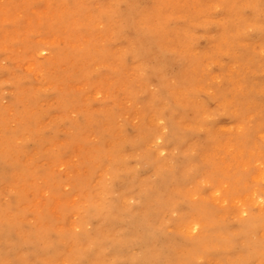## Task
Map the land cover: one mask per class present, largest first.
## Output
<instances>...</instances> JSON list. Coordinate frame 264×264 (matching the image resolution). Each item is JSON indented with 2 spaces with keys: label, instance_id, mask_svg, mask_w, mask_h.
Segmentation results:
<instances>
[{
  "label": "bare ground",
  "instance_id": "6f19581e",
  "mask_svg": "<svg viewBox=\"0 0 264 264\" xmlns=\"http://www.w3.org/2000/svg\"><path fill=\"white\" fill-rule=\"evenodd\" d=\"M25 1V6L31 3ZM56 1L59 8L68 3ZM89 1L73 3L71 16L64 19L66 41L73 40L75 26L78 34L87 36L86 41L74 37L73 47L64 44L61 48L28 43L27 54L20 57L40 65L37 54L50 50L48 64L60 69L51 71L49 77L56 99L63 107L74 106L72 109L78 112L74 118L67 110L60 114L59 121L65 126L61 147L53 143L59 133L58 125L51 133L43 134L44 141L49 139L53 146L49 154L52 165L40 169L39 175L59 199V211L65 219L69 209L58 189V184L64 183L54 169L63 154L67 159L79 146L83 163L76 171L70 168L66 183L84 195L86 206L76 222L81 232L61 227L64 224L50 215L47 206L34 214L30 209L25 213L23 205L31 201L26 188L36 175L25 168L24 140L31 138L36 142L41 138L38 121L42 109L41 96L15 80L11 102L6 106L0 104V264H196V253H205L207 264H254L255 257L264 253V244L250 241V234L258 229L256 219L235 226L218 223L204 194L197 202L190 200L191 183L202 174L209 179L218 174L216 160L207 159L205 167L200 164L207 147L211 143L216 146L220 137L211 119V101L198 99L194 90L200 62L203 57L212 56V52L200 51L189 28L169 19L173 11L170 0H92L94 6ZM211 1L223 8L216 21L221 48L231 52L234 64L238 65L236 72L241 70L235 84L247 87L245 92L234 93L228 86L220 87L217 97L224 100L233 96L235 114L231 115L238 122L245 121L247 109L256 114L253 123L246 124L244 131L234 138L236 146L247 150L253 134L264 126V87H259L264 80V0ZM187 2L192 5L195 0ZM7 9L11 11V3H7ZM194 10V14L203 13L204 3L196 2ZM95 22L101 26L96 28ZM251 25L258 28L252 37L244 32ZM45 27L52 29L51 24ZM103 39L114 47L106 46ZM177 50L183 53V59L179 69L172 72ZM17 55L19 58L18 52ZM128 58L133 60L129 69L125 66ZM99 65H104L107 72L100 75ZM249 67L255 72L252 80L244 74ZM105 75L111 83L126 88L125 95L133 102L132 107L124 109L108 103V99L100 104L80 103L69 86L59 87L69 77L72 82L92 87ZM125 115L137 116L139 120L138 125L131 127V133L126 125L120 127L119 120ZM156 139L162 140V149L168 152L165 160H159L157 153L150 151ZM261 150L262 154L264 146ZM101 157L107 161L103 172L110 176L109 183L99 180L100 172L94 178L98 169L93 160ZM133 158H144L150 164V177L128 175L134 171L130 163ZM188 167L194 168L195 174H190ZM224 177L244 183V178L240 180L232 171ZM197 191L202 193L200 187ZM127 194L136 198L135 205L121 203ZM174 212L177 217L171 216ZM25 215H30L33 223ZM192 215L207 218L195 239L192 237L200 222L191 223ZM90 223L92 229L87 228ZM171 223L185 225L190 250L185 251L179 243L180 228L173 231L174 235L168 232Z\"/></svg>",
  "mask_w": 264,
  "mask_h": 264
},
{
  "label": "rangeland",
  "instance_id": "374dc122",
  "mask_svg": "<svg viewBox=\"0 0 264 264\" xmlns=\"http://www.w3.org/2000/svg\"><path fill=\"white\" fill-rule=\"evenodd\" d=\"M67 1L68 3L61 5V8H59L56 0H30L31 3H28L27 6L23 4L26 2L25 0H0V104L6 106L11 102L13 98L12 82L15 80L21 85L31 87L34 93H38L41 96L39 109H42V114L38 121L41 138L36 141L38 143L36 147V142L33 139L26 138L24 140L27 148V153L22 157L24 165L27 171H30L36 177L26 188L27 195L31 201L23 205V208L26 214H28L26 212L28 209L34 214L36 210L47 206L50 215L60 221V225L64 224L61 227H71L79 234L81 228L76 226V222L84 212L86 202L83 194L76 193L73 186L66 183L71 176L70 168L74 167L76 171L79 164L83 163L78 154L79 146L73 150L69 158L64 159L65 155L63 154L60 163L54 169L56 175L61 177L64 183L62 185L58 184V189H61L65 205L69 209L65 219H63L64 215H62V212L59 211V199L48 190L45 178L39 175L40 169H46L52 165L49 154L53 146L49 144V139L44 141L43 134L51 133L53 128L58 125L59 133L53 143L56 147H61V143H64L63 130L65 126L59 121L60 114L67 110V113L74 118L78 112L72 109L74 106L63 107L56 99L55 89L49 77L51 71L59 72L60 69L53 68L48 64L51 59L50 50H44L37 54L40 65L35 64L31 59H20V57L27 54L28 43L38 44L40 47L46 48H52V46L61 48L64 44L73 47L76 39L79 41L87 40L86 35L78 34L76 26L72 29L76 39L73 37L72 41H66L64 38V31L66 30L64 19L71 16L72 4L78 2L86 4L88 0ZM199 1L204 3L205 11L194 14L196 12L194 6ZM134 2L138 3L137 0ZM7 3H11V11L7 9ZM88 4L94 6L92 0ZM169 6L173 7V11L169 14V19H173L175 23L184 24L189 28L192 40L200 51L212 52V56H205L200 62L201 71L194 90L198 95V99L211 101V107L214 111L211 119L215 121V132L220 137V142L216 143V146L212 147L211 143L207 147L200 158V164L205 167L207 159L216 160L218 174L213 179L206 178L202 174L197 181L191 183L189 185L190 200L197 202L204 194L215 212V219L218 223L235 226L237 223L255 218V226L258 229L250 234V241L264 244V152L260 153L262 151L261 146H264V126L260 128V131L253 134L249 149L245 150L236 146L234 138L244 131L246 124L253 123L256 119V114H251L252 112L247 109L244 111L246 115L245 121L238 122L231 115L235 114L233 96L229 95L224 100H219L220 98L217 97V89L220 87L228 86L232 93L235 91L245 92L247 90V87L235 84V78L240 75L241 70L236 72L238 65L234 64V60L230 56L231 52L221 48L220 36L217 35L216 21L221 18L223 8L211 0H195L192 5L187 0H180L179 2L170 0ZM152 7L155 11L156 7L154 4ZM49 24H51L52 29L45 27ZM100 26L101 23L95 22L96 28ZM244 32L252 37L258 32V28L251 25L246 27ZM99 36L98 39H101ZM104 41L103 43L106 46L114 47L111 42ZM17 52L19 53V58ZM182 55L183 53L180 50L176 51L171 67L172 72L179 69L180 61L183 59ZM132 61L130 58L125 59L127 69L132 66ZM99 66L97 71L101 75L106 68L104 65ZM223 72H227L229 75H225ZM254 73L251 67L244 71V74L251 80L255 78ZM106 76H103L102 81L93 83L92 87L72 82L70 81L71 77L62 81L59 87L69 86L74 91V95L79 96L80 103L93 101L100 104L108 99V103L121 105L124 109L132 107L133 102L128 100L125 95L126 88L111 83ZM259 87H264V80L259 84ZM36 112L39 111L37 110ZM119 123L121 129L123 125H126L128 133H131V127L138 125L139 120L137 116L125 115L120 118ZM12 127H15V123H13ZM155 141L151 144L150 151L156 152L159 160H165L168 152L162 149V140L156 139ZM106 162V159L102 157L93 160L94 165L98 169L94 178H97L100 172L99 180L109 183L110 176L103 172ZM130 163L134 171H131L128 175L133 176L136 173L140 178L151 176L152 168L144 158H133ZM186 169L190 174H195L194 168L188 167ZM231 171L238 174L240 180L244 178V183L241 181L239 184L237 181L224 177L225 173ZM84 172L85 174L88 173L86 169ZM51 185L57 186L56 184ZM198 187L201 188L202 193L197 191ZM121 203L133 206L136 204V198L127 194L121 199ZM171 216L177 217L178 214L174 212ZM190 217L191 223L200 222L199 228L195 229V236L192 237L195 239L202 232L201 224H204L207 218L204 220L198 219L193 215ZM25 219L29 223L34 221L30 215H25ZM169 226H171V230L168 232L171 235H174V230L177 232L179 228L182 230L179 243L185 251L190 250L187 247L189 237L186 236L185 225L178 226V224L171 223ZM87 228L92 229V223L87 224ZM190 252L193 253L192 250ZM204 255L205 253H196L194 255L196 264H207L208 261ZM255 258L254 264H264V253Z\"/></svg>",
  "mask_w": 264,
  "mask_h": 264
}]
</instances>
